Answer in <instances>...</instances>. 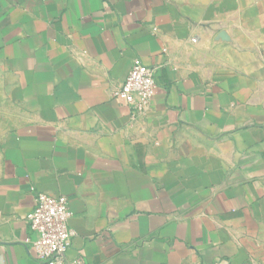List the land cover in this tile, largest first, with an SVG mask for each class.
Listing matches in <instances>:
<instances>
[{
	"label": "crops",
	"instance_id": "obj_1",
	"mask_svg": "<svg viewBox=\"0 0 264 264\" xmlns=\"http://www.w3.org/2000/svg\"><path fill=\"white\" fill-rule=\"evenodd\" d=\"M30 185L68 199V259L264 264V0H0V264H38Z\"/></svg>",
	"mask_w": 264,
	"mask_h": 264
},
{
	"label": "built area",
	"instance_id": "obj_2",
	"mask_svg": "<svg viewBox=\"0 0 264 264\" xmlns=\"http://www.w3.org/2000/svg\"><path fill=\"white\" fill-rule=\"evenodd\" d=\"M155 73V68L134 60L111 98L128 106L133 117L143 114L155 93ZM29 190L33 196V208L25 216L29 257L38 264H84L79 258H67L75 237L69 226L72 213L68 199L45 194L32 185Z\"/></svg>",
	"mask_w": 264,
	"mask_h": 264
}]
</instances>
